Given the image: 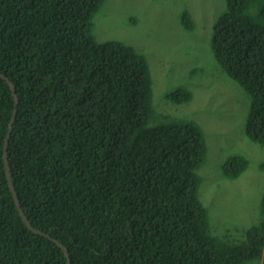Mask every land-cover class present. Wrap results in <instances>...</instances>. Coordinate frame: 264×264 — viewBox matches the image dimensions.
Segmentation results:
<instances>
[{
    "label": "trees",
    "instance_id": "trees-1",
    "mask_svg": "<svg viewBox=\"0 0 264 264\" xmlns=\"http://www.w3.org/2000/svg\"><path fill=\"white\" fill-rule=\"evenodd\" d=\"M104 1L0 0V71L18 97L10 172L30 223L50 236L27 228L6 179L3 146L14 98L0 76V264L260 258L264 219L241 243L211 234L198 192L203 131L192 120L153 123L146 56L92 31ZM181 21L193 28L187 10ZM210 45L217 64L249 94L246 137L264 144V0H226ZM164 97L184 103L192 93L180 85ZM246 166L243 156H229L223 175L236 178Z\"/></svg>",
    "mask_w": 264,
    "mask_h": 264
},
{
    "label": "rangeland",
    "instance_id": "rangeland-1",
    "mask_svg": "<svg viewBox=\"0 0 264 264\" xmlns=\"http://www.w3.org/2000/svg\"><path fill=\"white\" fill-rule=\"evenodd\" d=\"M225 9L226 0H105L94 15L92 31L99 41L118 39L146 56L153 123L199 124L206 145L197 169L199 198L207 209L211 234L235 244L264 219V144L244 132L248 92L212 56L213 25ZM184 10L190 12L192 29L182 25ZM180 85L192 93L190 101L165 99V92ZM232 155L243 156L247 166L238 177L228 179L222 165ZM244 264H264V247L260 258Z\"/></svg>",
    "mask_w": 264,
    "mask_h": 264
},
{
    "label": "water",
    "instance_id": "water-1",
    "mask_svg": "<svg viewBox=\"0 0 264 264\" xmlns=\"http://www.w3.org/2000/svg\"><path fill=\"white\" fill-rule=\"evenodd\" d=\"M0 76L2 78H4L6 80V82L8 83V85L10 86V88L12 90L13 98H14V109H13V113H12V119L9 122L8 130L6 132V136H5V140H4V146H3V161H4L6 179H7L9 188L12 192V196H13V199L15 201L16 207L18 209L19 215L21 216V218L24 221L27 228L32 230L33 232H35L37 234L42 235V236L50 237L48 233L32 226V224L30 223L29 219L27 218L24 210L22 209V206L20 205V201H19V198L17 196V192L15 190V186H14V183L12 180V175L10 172V167H9V162H8V145H9V139H10L11 131H12L15 116H16L17 107H18V97L16 94V88H15L14 84L6 77L5 74L1 73V71H0ZM54 241L58 243V245L65 252L66 257H68L69 254H68L67 248L62 243H60L56 240H54Z\"/></svg>",
    "mask_w": 264,
    "mask_h": 264
},
{
    "label": "bare ground",
    "instance_id": "bare-ground-1",
    "mask_svg": "<svg viewBox=\"0 0 264 264\" xmlns=\"http://www.w3.org/2000/svg\"><path fill=\"white\" fill-rule=\"evenodd\" d=\"M113 127V126H112ZM108 131V130H107ZM107 134V133H106ZM100 135H101V133H100ZM15 185V184H14Z\"/></svg>",
    "mask_w": 264,
    "mask_h": 264
},
{
    "label": "clouds",
    "instance_id": "clouds-1",
    "mask_svg": "<svg viewBox=\"0 0 264 264\" xmlns=\"http://www.w3.org/2000/svg\"><path fill=\"white\" fill-rule=\"evenodd\" d=\"M263 246H264V244H263Z\"/></svg>",
    "mask_w": 264,
    "mask_h": 264
}]
</instances>
